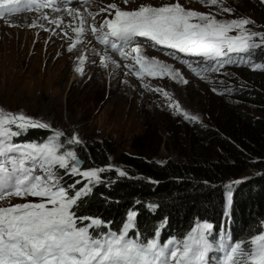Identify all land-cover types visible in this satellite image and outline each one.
I'll return each instance as SVG.
<instances>
[{"label":"snow or ice","instance_id":"1","mask_svg":"<svg viewBox=\"0 0 264 264\" xmlns=\"http://www.w3.org/2000/svg\"><path fill=\"white\" fill-rule=\"evenodd\" d=\"M123 2L128 4L129 0ZM207 3L220 6L223 13L234 11L224 7L223 0ZM260 3L264 5V0ZM21 4L26 9L36 6L59 10L53 7L56 0H0V17L21 11ZM111 10H115L114 15ZM65 11L79 20L80 26L73 29L79 37L85 31L83 16L71 8ZM100 12L111 18H104L99 27L91 24V33L124 59H132L134 63L125 67L135 70L140 78L171 75L175 79L178 73L143 56L139 46L132 47L139 44L137 37L202 58L204 63H198L201 71H219L226 64L249 62L254 50L264 49V32L246 27L255 23L250 18L218 20L214 14L186 9L180 0L159 7L141 5L130 11L112 3ZM99 14L89 13L93 18ZM74 47L75 44L68 51ZM77 71L83 74V67ZM163 95L169 96L167 92ZM169 107L180 110L178 103H170ZM181 114L186 119H198L187 112ZM29 129L51 130V126L24 113L0 109V264H210L211 256L219 254L223 264H264V231L250 241L234 242L226 237L216 243L213 225L204 222L197 223L184 238L173 236L162 241L159 227L151 236L141 233L136 223L137 210H128L118 231L113 230L111 221L78 214L93 187L104 183L103 173L116 171L119 177H127V171L111 163L84 167L77 152L66 147L83 143L76 134L62 142L65 133L55 130L43 142H20L18 138ZM65 177L79 179L66 183ZM226 190V204L230 207L232 184ZM13 198L23 202L11 203Z\"/></svg>","mask_w":264,"mask_h":264},{"label":"rangeland","instance_id":"2","mask_svg":"<svg viewBox=\"0 0 264 264\" xmlns=\"http://www.w3.org/2000/svg\"><path fill=\"white\" fill-rule=\"evenodd\" d=\"M136 1L129 0L128 4L122 2L116 5L121 10L130 11L141 5L159 7L175 2V0ZM108 2L113 3L110 0ZM92 3L93 0H89L82 6L89 7ZM180 3L186 9L214 14L218 20L250 18L255 23L246 27L252 31L264 32V5L260 0H223V6L232 8L234 10L232 13H223L220 6L209 5L207 0H180ZM111 11L114 15L115 10ZM57 13L59 12L56 11ZM95 13L101 15L100 10ZM91 17L93 18V15ZM4 23L6 25H0V109L13 114L24 113L51 126V130L29 129L19 137L21 139L32 138L37 130L45 131L47 134L60 130L67 138L73 134L78 135L83 143L109 142L111 146L109 163L124 170L120 159L123 153L143 155L163 164L189 163L197 158L201 159L206 152L201 148V144H198L201 128H220L223 117L227 115H231L237 124L240 121L251 120L264 125V110L250 101L247 95L259 92L264 96L262 60L264 49L254 50L249 62L226 64L219 71H201L198 63L204 62L200 57L182 53H177L180 59L172 53L161 52V55L158 53L161 50L158 51L156 45L139 42L132 47L139 46L143 56L158 60L178 73L175 79L171 75L140 78L135 70L125 67L134 61H131V64L121 63L117 51L114 52L110 47L98 43L96 37V42L93 41L92 34L89 36V42H92L93 52L89 55L83 47L77 50L76 56L67 53L55 54L56 51L46 52L45 47L38 52L33 51L30 46L27 51L20 52L15 51L11 43L23 41L30 44L35 39L29 38L31 35L28 36L27 27L23 24L17 25L16 22L10 23L8 20ZM77 25L79 27L80 23ZM63 33L66 37L63 36L62 43L67 46L68 35ZM231 34L235 35L236 32ZM81 35L78 37L76 33V39L80 40ZM58 46L56 45V48ZM163 48L167 49L166 46ZM144 49L152 54L148 55ZM125 51L130 49L126 48ZM83 55L87 56L86 60L80 59L84 57ZM104 55L110 56V61L119 69L120 75L130 78V82L135 81L134 84L129 83L128 87L121 86L120 78L115 74H109L106 80L98 81L100 80L98 77L105 74L102 66L105 65V61H102ZM233 58L239 60V57ZM129 60L132 59H127ZM81 66L83 74L77 71ZM86 66H91L92 69L85 71ZM59 76L66 78L60 80ZM146 77L152 81L144 80ZM184 80L188 82L184 83ZM156 88L161 91H155ZM164 92L169 96L165 97ZM170 103H178L180 110L169 107ZM182 112L196 116L197 121L186 119ZM142 136L144 144L138 141L137 145L142 148L135 150L133 144ZM219 150L218 146L213 148V152ZM213 152L207 151L206 155L210 157ZM262 154L259 158L264 160V152ZM86 167L102 166L91 164ZM260 169L252 167L233 181L249 180L259 174ZM68 181L70 178L65 177V182ZM17 202L23 201L18 198L11 200V203ZM232 218L236 223H231L236 228L237 220L235 217ZM262 231L264 219L259 223L254 235L246 241H250ZM163 235H168V232H163ZM166 239L167 236L164 237V240ZM210 264L223 262L219 258Z\"/></svg>","mask_w":264,"mask_h":264},{"label":"trees","instance_id":"3","mask_svg":"<svg viewBox=\"0 0 264 264\" xmlns=\"http://www.w3.org/2000/svg\"><path fill=\"white\" fill-rule=\"evenodd\" d=\"M247 95L264 110L261 93ZM219 127L201 128L198 144L206 151L205 155L189 163L163 164L143 155L123 153L120 159L128 176L119 177L116 171L103 173L104 183L93 187L78 214L111 221L113 230L118 231L128 210H137V228L144 236H151L159 227L161 240L165 236L184 238L197 223H210L216 231L220 224L234 223L235 217L238 226L235 228L232 223L233 235L238 242H245L264 219V160L259 158L264 152V125L251 120L237 124L227 115ZM51 135L37 130L26 141L43 142ZM65 138L66 135L61 137V141ZM137 139L133 144L135 150L142 148L138 141L144 144L143 136ZM215 146L220 150L213 152ZM66 147L77 152L84 167L109 164V142L88 141ZM207 151L213 152L210 157ZM252 167L261 168V172L240 184L233 183L234 178ZM229 184H232L230 207L226 204ZM166 231L168 235H163Z\"/></svg>","mask_w":264,"mask_h":264},{"label":"bare ground","instance_id":"4","mask_svg":"<svg viewBox=\"0 0 264 264\" xmlns=\"http://www.w3.org/2000/svg\"><path fill=\"white\" fill-rule=\"evenodd\" d=\"M108 1L109 0H93V3L89 7L82 6V5H80V7L79 6L78 7H74V6L71 7V9H73V10H78L84 19L83 27H84L85 31L82 33L81 39L80 40L78 39L79 41L76 39V32L73 31L74 28L78 27L77 24H79V20L73 19L72 16H69L67 14V12L65 11V9L58 11L59 13L56 14V11L42 10V9L37 8L36 6H33L31 9H26L24 11L21 10L19 12H15L12 14H5L4 17H0V25H2V24L6 25L4 23V21H6V20H8V22H10V23H11V21H13V23L16 22L17 25L23 24L25 27H27L26 33H28V36L31 35L29 38L35 39V41L33 43H30V44H26L23 41H16L14 43H11L12 48L14 49V47H15V51H20V52L21 51H27V49L31 46L33 51L39 52L42 47H45L46 52L52 53V52L56 51L55 54L67 53V54H70L71 56L72 55L76 56L77 50L80 49V47H83L86 49L84 51H87L86 53H88L87 55H89L93 52L91 49L92 42L91 41L89 42V40H90L89 36L91 34L93 36V41L96 42V40H95L96 35L91 33L89 26L91 24L95 23V24H97V27H99V24L102 22V20L104 18H108V17L111 18L108 13L101 12V15H95V19H96L95 20L91 17L92 15H89V13L95 14V12L97 10H100L101 8L107 7V5H109ZM110 1L115 3V4L118 3L119 5L123 2V0H110ZM144 1H146V0H137L136 2H144ZM45 17H47V18H45ZM53 21H56V23H54ZM7 27H8V25H7ZM8 30H10V28ZM13 30H15V29H13ZM62 31L68 35L67 39H68L69 45H67V46H65L64 43H62L63 42L62 38L64 36V33ZM64 37H66V36H64ZM98 43H100V42H98ZM73 44H75V47L72 48L71 51H68L69 47H71ZM56 45H59V46L56 48ZM5 46H6L5 48H7L8 44ZM156 47L158 48V51L161 50L158 52L161 55H162V53H172L173 56L179 58L177 55L178 52L176 50L173 51V49H170V48L164 49L163 48L164 46L163 47L160 46V49H159L158 45H156ZM55 49H57V50H55ZM110 50H113V49H110ZM113 51L116 52L115 50H113ZM110 52H112V51H110ZM145 52H146V50H145ZM146 53L148 55L152 54L149 51H147ZM113 54H115V53H113ZM116 54H117L119 60L121 61V63H123V64L124 63L131 64V61H133V60L127 61V59L124 60V58L121 57L118 52H116ZM105 56L109 57V59L107 61H105L107 66L105 67L104 65H102V66H104L103 71L105 72V74H102V76H99L98 78H100V80L98 79V81L106 80L107 75H109V74H112V75L115 74V75H117V78H120L119 83H121V86L124 85L125 87H128L129 83L134 84L135 81L133 82L131 80V82H132L131 83L129 81L130 78L122 77V75H120L121 73L119 72V69H117V67L114 65V63H112L110 61V56L104 55V57ZM86 57L87 56H84V58H85L84 60H86ZM102 61H104V60H102ZM120 66H121V64H120ZM88 69H92L91 66L85 67V71H87ZM64 78H66V76H61L60 80H62ZM144 80L152 81V79H150L148 77H146ZM94 82H97V81H94Z\"/></svg>","mask_w":264,"mask_h":264}]
</instances>
